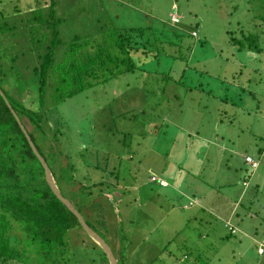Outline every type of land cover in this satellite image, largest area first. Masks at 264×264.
Segmentation results:
<instances>
[{
    "label": "rangeland",
    "instance_id": "obj_1",
    "mask_svg": "<svg viewBox=\"0 0 264 264\" xmlns=\"http://www.w3.org/2000/svg\"><path fill=\"white\" fill-rule=\"evenodd\" d=\"M55 2L50 8L51 0H0V17L27 16L23 22L7 19V24L30 27L41 7L40 32L52 36L54 28L64 42L81 34L80 41L88 40L90 46L110 43L115 27L168 23L173 12L183 28L175 45H165L167 55L160 62L143 65L151 72L149 81L144 71L121 73L56 104L48 88L52 131L47 129L46 144L71 185L58 184L64 196L81 209L119 264L127 255L133 264L138 256L137 264H164L158 260L163 255L158 240L168 234V250L176 252L180 263L198 256L197 264H264V252L257 253L264 238V0ZM193 29L196 37L190 34ZM231 35L243 44L248 36L254 48L238 50ZM7 37L13 45L15 40ZM24 37L21 32L19 39ZM93 162L99 167H89ZM153 172L185 196L170 190L172 199L158 206L151 202L150 189L122 185L133 179L140 183ZM188 191L199 202L183 208ZM82 203L88 208H81ZM203 224L206 238L201 236ZM69 242L74 264H107L101 247L84 230L71 231Z\"/></svg>",
    "mask_w": 264,
    "mask_h": 264
},
{
    "label": "trees",
    "instance_id": "obj_2",
    "mask_svg": "<svg viewBox=\"0 0 264 264\" xmlns=\"http://www.w3.org/2000/svg\"><path fill=\"white\" fill-rule=\"evenodd\" d=\"M55 4V0H51L50 8L55 7ZM40 8L31 17L33 25L30 24V27L26 25L20 29L7 24L8 20L14 21L13 23L23 22L28 19L27 16L16 15L17 20L3 15L0 17V89L5 96L4 98L0 94V264H15L14 261L19 264H74L70 234L77 228L83 230L78 218L48 185L44 168L6 101L27 128L35 146L48 163L57 186L60 183L70 189L71 185L65 180L63 166L56 152L46 144L49 138L47 129L52 131L48 127L46 113L52 103L47 100L48 88L53 91V101L56 104L93 85L94 81L105 82L121 73L144 71L145 74L142 75L149 81L152 78L151 72H146L143 65L152 59L160 62L162 55H167L165 45H175L174 40L183 35L182 19L173 12L168 23L161 22L153 25V28L115 27L110 33V43L90 46L88 40L80 41L84 37L81 34L64 42L53 28L54 25L52 36L40 32V23L44 21L39 14ZM52 16L51 12L47 24ZM173 16H177L178 20L174 22ZM51 24H55L54 20ZM192 31L196 34V30L193 29L190 33L192 37H196ZM21 32L25 33L23 39H19ZM7 35L15 40L13 45L8 44ZM244 37V44L236 42L232 35L230 40L239 44L240 51L254 48L249 37L244 35L243 39ZM18 39L21 41H17ZM51 136L56 141V133ZM95 163H91L89 167H99V163ZM107 164L108 162L102 166L106 168ZM117 171L115 169L110 173L115 174ZM117 175L118 173L115 179ZM99 183L103 184V181ZM86 188L89 196H92V191L87 186ZM59 189L61 191L60 187ZM77 197L75 199L78 200ZM99 198L102 196L99 195ZM73 205L81 213V209ZM85 207L88 208V203L81 204V208ZM83 218L96 231L84 216ZM203 235L204 232L201 236ZM229 235L231 233L221 238ZM102 252L106 258L103 250ZM128 259L129 256H125L123 264H126V260L131 261Z\"/></svg>",
    "mask_w": 264,
    "mask_h": 264
},
{
    "label": "crops",
    "instance_id": "obj_3",
    "mask_svg": "<svg viewBox=\"0 0 264 264\" xmlns=\"http://www.w3.org/2000/svg\"><path fill=\"white\" fill-rule=\"evenodd\" d=\"M120 173H121V170H120V168H119V171H118V174L120 175ZM151 174H155V175H157V176H159V177H161L162 175L161 174H159V173H155V172H153V173H150V175ZM150 175H149V177H148V179H145V180H143V181H141L140 183H137L136 184V181L133 179V180H131L130 182H128L127 184H122L123 186H124V188H137V189H140V188H142V189H145V190H148V189H150L151 191H150V193H152V198H151V202L152 203H155V204H157L158 206H161L163 203H164V201L165 200H168V199H172V197H171V192H170V190L171 191H176L177 193H176V196L179 194V195H181V196H185V191L184 190H182L179 186H175L172 182L170 183V181H168L165 177H161V178H163V179H165L166 181H167V185H165V186H161V185H159L158 183H155V182H152L151 180H150ZM119 178V177H118ZM116 181H117V179H116ZM119 182V181H118ZM132 182V184L133 185H129V183H131ZM120 183V182H119ZM119 183H118V185H117V187L119 188V186L121 187L122 185L120 184L119 185ZM169 183V184H168ZM122 188V187H121ZM149 191V190H148ZM187 194L189 195V198H188V203H189V205H188V203L187 204H184V206H183V208H188L190 205H192V204H198V202H199V196H196V193H189V191L187 192ZM122 195L121 194H119V199L122 201V197H121ZM178 197V196H177ZM193 199H194V202L192 203V201H193ZM147 200H150V198L149 197H147ZM167 202H169V201H167ZM170 207H172V208H174L175 207V205L174 204H172V203H170L169 202V204H168ZM163 206V205H162ZM201 209L203 210V212L205 213V211H206V209L205 208H202L201 207ZM205 218H207V217H205ZM206 221V220H205ZM205 221H204V223H205ZM225 223V222H224ZM225 225V224H224ZM203 231H204V235L202 236V237H205L206 238V232H207V230H206V225L205 224H203ZM212 226H210L209 228H211ZM225 227V226H224ZM156 228V227H155ZM204 239V238H203ZM179 241V240H178ZM158 242L159 243H161V246L163 247V250H162V252L160 253V254H163L162 255V257H160V258H158V260L160 261V262H162L163 261V263L164 264H170L171 262H175V261H177V262H179L178 261V258L176 257V252L175 253H173V251L171 252L170 250H168V248L171 246V236L168 234V235H166V236H163V238H161L160 240H158ZM183 244H184V242H183ZM141 246V245H140ZM142 248V247H141ZM164 254H166L167 256H168V258H169V262H165L166 261V258H165V256H164ZM185 255H188V258H189V254H184V256ZM127 256H129V255H127ZM197 257L198 256H196V258H193V261H191L192 262V264H197L198 263V260H197ZM124 258V257H123ZM188 258H185V260H187ZM128 260H130V259H128ZM139 260H141V257H139L138 256V258L136 259V264L138 263V261ZM172 260V261H171ZM184 260V261H185ZM197 260V261H196ZM118 261V260H117ZM127 261V260H126ZM128 262V263H127ZM126 262V264H133V263H131V261H127ZM191 262L190 263H188V264H191ZM180 263V262H179ZM176 264V263H175ZM180 264H184L183 262H181Z\"/></svg>",
    "mask_w": 264,
    "mask_h": 264
},
{
    "label": "water",
    "instance_id": "obj_4",
    "mask_svg": "<svg viewBox=\"0 0 264 264\" xmlns=\"http://www.w3.org/2000/svg\"><path fill=\"white\" fill-rule=\"evenodd\" d=\"M0 94H2V96H4V93L2 92L1 89H0ZM4 98H5V96H4ZM6 103L11 108V110H12L16 120L18 121L22 131L24 132L25 137L28 140V143L30 144V147L32 148L34 154L37 156V158L41 162V164L44 168L45 179H46L48 185L50 186V188L52 189L53 193L78 218L83 230L102 248V250L106 254V257L108 259L109 264H118V261L114 255L111 247L109 246V244L105 241V239L103 237H101V235L99 233H97L91 226H89L87 224V222L85 221V219L83 218L81 213L78 211V209L72 204L71 201H69L62 194V192L60 191L59 187L57 186V184L54 180L52 171H51L48 163L46 162L44 157L38 151L37 147L35 146L33 140L31 139V137L27 131V128L24 126V124L22 123V121L20 120V118L18 117L16 112L12 109L10 103L8 101H6Z\"/></svg>",
    "mask_w": 264,
    "mask_h": 264
},
{
    "label": "built area",
    "instance_id": "obj_5",
    "mask_svg": "<svg viewBox=\"0 0 264 264\" xmlns=\"http://www.w3.org/2000/svg\"><path fill=\"white\" fill-rule=\"evenodd\" d=\"M173 19H174V21L178 20L177 16H173ZM246 160L248 161L249 164H251V166L255 165V161L252 159L251 156H246ZM150 180L152 182L158 183L161 186L167 185V182L165 179H163L159 176H156V175H151ZM263 252H264V239L258 245V253L262 254Z\"/></svg>",
    "mask_w": 264,
    "mask_h": 264
},
{
    "label": "clouds",
    "instance_id": "obj_6",
    "mask_svg": "<svg viewBox=\"0 0 264 264\" xmlns=\"http://www.w3.org/2000/svg\"><path fill=\"white\" fill-rule=\"evenodd\" d=\"M151 176V175H150ZM167 182V181H166ZM156 183V182H155Z\"/></svg>",
    "mask_w": 264,
    "mask_h": 264
}]
</instances>
